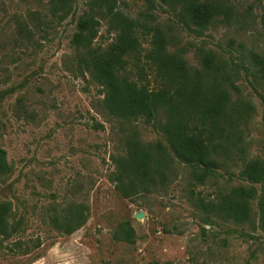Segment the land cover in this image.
<instances>
[{
    "label": "rangeland",
    "instance_id": "obj_1",
    "mask_svg": "<svg viewBox=\"0 0 264 264\" xmlns=\"http://www.w3.org/2000/svg\"><path fill=\"white\" fill-rule=\"evenodd\" d=\"M48 1L0 0V149L11 168L0 176V204L11 208L0 264H264L255 202L251 226L213 209L247 186L243 163L264 158V78L252 60L264 59V0H224L231 20L220 16L201 32L157 0L152 10L143 0L114 3L142 26H157L167 51L192 71L207 55L236 70L225 89L248 113L203 185L170 149L161 110L122 119L104 109L105 88L79 64L83 51L70 40L76 20L89 14L99 23L91 49L106 50L115 39L109 16L92 0H72L71 14L58 20ZM139 38L147 48L141 29ZM129 142L152 154L162 149L166 160L153 186L126 198L112 173ZM70 215L75 230L57 228ZM123 228L132 229V243L117 239Z\"/></svg>",
    "mask_w": 264,
    "mask_h": 264
},
{
    "label": "trees",
    "instance_id": "obj_2",
    "mask_svg": "<svg viewBox=\"0 0 264 264\" xmlns=\"http://www.w3.org/2000/svg\"><path fill=\"white\" fill-rule=\"evenodd\" d=\"M143 1L148 10L155 7V0ZM157 1L172 11L178 10L183 25L200 32L218 17L229 22L233 15L231 6L224 0ZM92 3L109 16L110 27L115 32L113 43L104 51L91 49L99 23L89 14L76 20L70 42L83 51L79 64L105 88L104 109L122 119L152 118L161 110L165 117L163 133L170 149L189 169L191 181L203 185L215 174L219 153L226 151L233 131L248 113V106L231 105L225 89L232 71L236 70L207 55L201 68L192 71L184 60L167 51L166 37L157 26H142L117 12L115 0H92ZM48 8L53 18L63 20L72 12V0H50ZM140 29L148 39L147 48L140 41ZM252 60L255 66L261 67L264 78V59L253 55ZM149 77L154 87H150ZM262 121L264 126V113ZM165 160L162 149L152 154L148 148L129 142L126 154L116 159L112 173L116 190L126 198L132 193L147 191L155 183L158 168ZM10 173L6 153L0 149V176ZM240 176L247 186L222 197L213 209L236 224L251 226L255 202L258 228L264 232V158L245 161ZM10 211L9 204H0V237L7 233ZM75 227L71 215L57 223V228L67 233ZM117 235V239L133 242L131 228H123Z\"/></svg>",
    "mask_w": 264,
    "mask_h": 264
},
{
    "label": "water",
    "instance_id": "obj_3",
    "mask_svg": "<svg viewBox=\"0 0 264 264\" xmlns=\"http://www.w3.org/2000/svg\"><path fill=\"white\" fill-rule=\"evenodd\" d=\"M134 218L137 220H140L143 218V214L142 213L136 214V215H134Z\"/></svg>",
    "mask_w": 264,
    "mask_h": 264
}]
</instances>
